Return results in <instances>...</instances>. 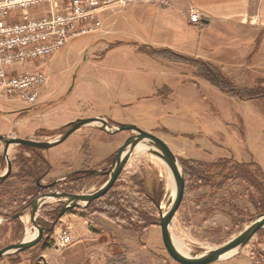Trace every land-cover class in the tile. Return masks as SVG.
I'll use <instances>...</instances> for the list:
<instances>
[{"label":"rangeland","instance_id":"rangeland-1","mask_svg":"<svg viewBox=\"0 0 264 264\" xmlns=\"http://www.w3.org/2000/svg\"><path fill=\"white\" fill-rule=\"evenodd\" d=\"M152 5L179 13L177 19L169 20L167 33L160 15L148 19L144 15L152 14ZM46 11L43 6L21 13L41 17ZM192 12L209 22L193 21ZM100 19L101 26L95 31L73 37L57 52L19 68L20 73L42 72L46 80L35 105L0 97V135L55 141L78 118L103 117L111 129L128 122L156 132L174 151L182 169L183 159L214 161L232 156L246 163L255 161L264 170V96L233 98L196 76L192 65L194 60L207 61L238 85H260L264 81V0H129ZM258 53L262 61L256 63ZM101 127L100 122L85 125L50 149L9 146L13 177L5 187L19 189L21 196L17 205H11L10 196L0 195V249L29 236L32 207L19 221L11 222L10 213L23 209L26 205H21L32 197L55 189L88 194L103 186L108 176L76 173L64 178L77 170L109 168L118 149L134 134H113ZM147 147L142 151L136 147L112 191L133 201L137 212L132 209L130 221L136 225H141L142 210L151 214L155 222L147 229L137 232L127 222L124 225L132 230L117 225L100 212L104 198L87 210H68L38 244L2 258L0 264H49L40 256L46 246L63 255L74 237L62 250L55 242L70 227L63 218L71 212L92 220L101 241L100 250L95 251L97 264H181L168 253L157 224L175 189L169 181L171 170L152 152L153 146ZM5 148V141L0 140V175L8 167ZM80 175L85 176L77 178ZM135 175L143 178L150 197L140 195V178L134 179ZM58 179L52 187H41ZM261 189L264 192L262 181L256 187L238 179L213 190L186 178L184 198L171 223L173 241L182 242L188 256L222 246L264 213ZM62 204L57 199L44 203L37 222L52 223L50 213ZM210 264H264V227L244 248Z\"/></svg>","mask_w":264,"mask_h":264},{"label":"built area","instance_id":"built-area-1","mask_svg":"<svg viewBox=\"0 0 264 264\" xmlns=\"http://www.w3.org/2000/svg\"><path fill=\"white\" fill-rule=\"evenodd\" d=\"M129 0H0V97L16 98L35 105L46 77L42 72H18L25 63L51 55L76 36L101 26L100 15ZM141 2L163 0H137ZM47 7L41 17L21 11ZM193 21H201L198 12ZM71 227L60 234L55 246L62 250L73 243Z\"/></svg>","mask_w":264,"mask_h":264},{"label":"water","instance_id":"water-1","mask_svg":"<svg viewBox=\"0 0 264 264\" xmlns=\"http://www.w3.org/2000/svg\"><path fill=\"white\" fill-rule=\"evenodd\" d=\"M203 23H208L209 21L206 19H202ZM102 123V130L116 134L121 131H131L134 132L131 136H129L124 144L118 149L116 152L112 163L107 169H82L74 171L66 177H70L76 173L81 174H90V175H103L108 176L106 182L101 186L97 191L93 193H70L65 191H58L55 189L52 192H45L41 195L35 197L28 205H26L23 209L13 214L11 218H21L25 211L32 207L30 220L32 226L36 229V235L30 240H23L20 243H15L12 245H8L0 249V259L10 256L12 254H20L21 252L34 247L38 244L45 232H49L53 229V227L57 224L60 218L70 209L75 207H87L92 201L104 196L108 191L114 186V184L119 179L122 174L127 162L130 157L133 155L136 147L140 143H146L148 145L153 146L152 152L162 158L169 169L171 170L173 176V182L175 184V198L170 206L165 212L161 211L160 213V221L157 224L161 227L162 239L164 245L170 254V256L181 264H210L217 262L222 259V256L229 251H232L236 248L242 249L244 248L254 237V235L264 227V213L260 214L256 220H254L246 229H244L238 236L230 239L228 242L223 244L220 247L215 249L208 250L203 254L197 256H188L182 254L174 245L172 233H171V223L173 218L182 204L185 190H186V178L183 172V169L179 163V160L171 149L169 144L162 139L160 136L146 131L141 127L135 124L129 123H121L118 124V127L112 128L109 121L103 117H87V118H78L77 120L70 123L68 129L59 139L55 141H39L32 139H24V138H7L4 135H0V140L5 141V157L8 159V167L7 170L0 175V182L4 181L13 170L12 162L8 158V148L12 144H21L30 148H38V149H50L54 146H57L63 143L71 134L80 129L81 127L91 124V123ZM60 179L55 180L52 183L43 185L44 188L52 187L58 184ZM39 183V181H38ZM47 198H55L63 202L60 211L57 215V218L52 222V227H42L38 225L37 218L40 209L42 208L44 200Z\"/></svg>","mask_w":264,"mask_h":264},{"label":"trees","instance_id":"trees-1","mask_svg":"<svg viewBox=\"0 0 264 264\" xmlns=\"http://www.w3.org/2000/svg\"><path fill=\"white\" fill-rule=\"evenodd\" d=\"M172 55L175 57L186 59V57L181 56L174 52H172ZM192 65H193V68H196V73H195L196 76L211 83L213 86L217 87L222 92L230 94L233 98L246 100V99H253V98H261L264 96V81L263 80H261L262 83L259 81L261 84L255 87L242 86V85H238L237 83H235L234 80L227 77L222 72L221 69H219L218 67H216L214 64L210 62L194 60V64ZM181 163H182L186 178H190V181L197 182V183L199 182L200 185L204 187L212 188L213 190L221 189L230 181H237L238 179L244 180L246 184L247 182L252 183V185L256 187H257V182L262 181L264 183V170L261 167V165L255 161H250L246 163V162L238 161L237 159L231 156V157H221L214 161L183 159L181 160ZM257 173L261 176L260 177L262 178L261 181L258 178ZM84 176L85 175H80V176H77V178H82ZM12 177L13 175L11 173L4 181L0 182V188L2 187L5 189V190L0 189V195H3L4 197L10 196L11 205L12 204L17 205L19 203V198L21 196L19 189L15 187H5V184L7 183V181L10 180ZM136 178H140L138 181V183L140 184V188H141V190H139L140 195L142 196L145 195L146 197H150L149 195H147L146 191L144 190L145 183L143 181V178L139 177V175H135L134 179ZM260 186L261 185H259V188ZM115 187L116 185H114L108 191V193H106L104 196L98 199H95L87 207H84V209L82 210H87L88 208H90L93 202L106 198L105 204H104L105 205L104 210L102 211L98 210V211H100L101 213H107L108 218H110L117 225L122 226L123 228L127 230H132V228L129 226H133L134 227L133 229L135 231L140 232L141 230L147 229L151 223L155 222L153 219L149 217V215L151 214L146 210L144 211L142 210L140 213V216H141L140 224L141 225H136L134 222L130 221V218L133 220V217H134L131 214L132 209L136 212H137V209L134 208L135 205L133 204V201L128 200L129 198H126L124 195H122L121 193H118L117 191H114L112 193ZM261 192L262 194L264 193L262 189H261ZM35 197L36 196L32 197L31 201ZM124 201L127 202L126 205ZM29 203L24 202L21 206L28 205ZM61 206L58 207L55 212H53L54 215L50 213L53 216L54 220L57 218V215L60 211ZM263 207H264V202H263ZM15 212H11L10 214L13 215ZM15 221H19V219L18 218L11 219V222H15ZM124 222H127L129 226L127 224L124 225ZM37 223L38 225L43 226V227H47V226L49 227V225L51 226L52 224L51 222L49 223L48 221H38ZM20 261L22 260H17L16 262H20Z\"/></svg>","mask_w":264,"mask_h":264},{"label":"crops","instance_id":"crops-1","mask_svg":"<svg viewBox=\"0 0 264 264\" xmlns=\"http://www.w3.org/2000/svg\"><path fill=\"white\" fill-rule=\"evenodd\" d=\"M155 9L157 10V13L155 12ZM149 11L152 14H148L146 12L144 14L146 15V18L147 19L150 17L152 18L153 14L160 15L162 21L161 24H163L166 29L164 31L165 33L169 31V27L171 25L169 20L174 21V19H177L178 18L177 16H179L178 15L179 13H177L175 10L159 9L158 6H154V5L150 6ZM107 12L108 11L102 13L100 17L102 16L103 18V16ZM177 41L180 42L178 39ZM166 46L171 47L173 45L172 44L170 45L168 43L166 44ZM256 57H257L256 63L262 61L261 53H258ZM98 116H105V115H98ZM105 117L108 118V116ZM124 123H128V122H124ZM129 124H133V123H129ZM163 129L168 130L165 127H163ZM152 133L158 135L156 132H152ZM63 220L65 224L70 225L73 231L72 235L74 237V243L65 250L63 255L57 254L52 246H46L45 249L42 251V254L40 255L43 258V260H46L49 264H90V263L97 264L98 257H96L95 251L100 250L101 241L100 238L97 236V232H95V228H93L92 220L89 217L83 215L80 216L78 213H73V212H71V214L70 213L66 214Z\"/></svg>","mask_w":264,"mask_h":264},{"label":"bare ground","instance_id":"bare-ground-1","mask_svg":"<svg viewBox=\"0 0 264 264\" xmlns=\"http://www.w3.org/2000/svg\"><path fill=\"white\" fill-rule=\"evenodd\" d=\"M144 146H145V148L147 149V148H148L147 146H149V145H146V144H144V143H140V144L137 146V150L142 151V150H143L142 147H144ZM169 181H170V183H171V185H172V187H173V179H172V174H171V173H170ZM174 196H175V189L172 188V190H171V194H170V198L168 199V202H167L168 206H167L166 208L163 207L165 210H167L168 208H170V206L172 205V203H173V201H174ZM53 199H55V198H47V199L44 200V202H42V203H47V202H49V201H51V200H53ZM163 208H162V209H163ZM164 209H163V210H164ZM165 210H164V212H165ZM31 228H32V229L29 228V230H30V234H29V236H28L27 238H25V240H30V239H32V238L36 235V229H35L32 225H31ZM173 242H174V245L176 246V248H177L182 254H184V255H189V254H187L188 251L184 248V245H183L182 242H180V241H178V240H174ZM237 250H238V248H236V249H234V250H232V251L227 252L226 254H224V255L222 256V258L230 257L231 255L235 254V253L237 252ZM188 253H189V252H188Z\"/></svg>","mask_w":264,"mask_h":264},{"label":"flooded vegetation","instance_id":"flooded-vegetation-1","mask_svg":"<svg viewBox=\"0 0 264 264\" xmlns=\"http://www.w3.org/2000/svg\"><path fill=\"white\" fill-rule=\"evenodd\" d=\"M39 184H40V183H39ZM41 187L44 188L43 185H42ZM14 214H15V213H14Z\"/></svg>","mask_w":264,"mask_h":264}]
</instances>
